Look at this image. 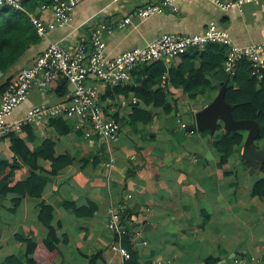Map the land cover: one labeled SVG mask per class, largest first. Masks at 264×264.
I'll use <instances>...</instances> for the list:
<instances>
[{
  "label": "crops",
  "instance_id": "1",
  "mask_svg": "<svg viewBox=\"0 0 264 264\" xmlns=\"http://www.w3.org/2000/svg\"><path fill=\"white\" fill-rule=\"evenodd\" d=\"M157 1L82 0L70 24L47 32L7 73H0V87L7 78L30 66L49 43L69 50L83 44L89 52L90 33L99 27H104L102 38L109 57L142 47L163 34H201L209 23L226 30L239 46L256 44L264 37V0L245 5L241 11L222 10L207 0H178L176 13L136 17L138 9ZM51 3L23 0L22 6L28 17L49 23ZM127 18L131 22L119 28ZM180 62L179 57L165 63L169 68ZM140 69H135L130 83L122 88L139 86ZM61 82L66 90L63 96L58 95ZM87 83L97 87L105 114L119 121V141L107 144L85 139L74 130L72 119H61L70 130L65 134L49 125H31L16 134L35 153L49 139L54 143V156H66L71 164L54 180L47 178L40 199L23 198L14 212L10 209L16 195L0 197V262L13 255L24 258L25 244L17 236L32 240L45 236L37 221L38 204L44 201L53 209L52 224L57 227L58 238L67 237L66 244H59L58 264H87L86 256L97 251L102 252L100 264H119V256L110 248L114 237L107 228L109 208L126 211L129 218L124 227L136 243L138 264H204L210 257L218 259L217 264H232L237 257L259 259L264 264V200L252 196L254 185L264 174L243 168L242 148L239 156H232L219 167L218 153L211 144L217 132L211 136L209 131L195 129L188 134L180 128V123L194 124L195 114L215 99L222 82L211 84L208 92L196 99L181 89L168 88L165 100L172 108L170 113L153 103L145 104L131 90L110 98L103 84L92 79ZM70 96L71 88L63 81H54L44 92L34 86L8 121L19 119L42 103L60 105ZM132 99L151 113L148 124L130 121L133 105L123 103ZM59 126L65 128L64 124ZM256 144L264 149V142ZM5 157L9 153L0 152V159ZM38 165L45 163L39 159ZM65 203L77 208L93 205L95 210L89 217L78 218L64 207Z\"/></svg>",
  "mask_w": 264,
  "mask_h": 264
},
{
  "label": "trees",
  "instance_id": "2",
  "mask_svg": "<svg viewBox=\"0 0 264 264\" xmlns=\"http://www.w3.org/2000/svg\"><path fill=\"white\" fill-rule=\"evenodd\" d=\"M39 41L27 13L9 8L0 9V73L2 75L15 66L26 51L31 46L37 45ZM225 53L226 49L223 46L209 45L202 52L189 50L184 53L177 67L167 68L164 61L139 66L141 80L138 81V87L130 89L118 87L111 90L105 86L106 94L113 98L114 94L127 95L131 90L145 104L153 103L161 107L165 113H170L172 108L165 100L168 88L181 89L183 94L196 99L207 93L211 84L223 83L228 78L224 99L227 104L236 105L232 110L233 119L255 121L259 126L257 142H264V70L262 79L258 80L251 76L249 64L242 62L235 75L229 78L224 69ZM18 74L15 73L7 78L0 91L14 81ZM64 85L62 82L59 84V96L66 93ZM154 87L156 89H153ZM151 117V113L140 109L138 105H133L129 114L130 121H141L143 124H148ZM63 124L65 127V123L58 119L50 121L49 126L56 128L60 134H65L70 130L67 127L61 130L59 125ZM27 129L28 127L24 128ZM244 139L243 132H226L221 124L217 126V139L212 140L211 144L218 153L219 167L227 164L232 156H239ZM3 141L0 152H8L9 157L0 159V197L4 198L8 194L16 195V198L12 199L10 209L14 212L23 198L40 199L47 178L57 176L61 169L71 164V160L66 156L55 157L54 143L49 139L43 142L42 149L36 153L32 152L15 134L9 135ZM39 159L44 161L43 167L38 165ZM242 165L248 172L264 174L263 162L244 159ZM252 196L264 200V177L254 185ZM64 207L71 209L78 218L89 217L95 210L93 205L77 208L73 203H65ZM38 210L37 221L45 229V236L37 240L17 236L16 239L25 244L24 258L9 256L0 264H58L56 259L61 255L59 244L60 242L66 244L67 237H63L62 240L58 238L57 227L52 224L53 209L50 205L40 201ZM119 214L121 225L125 226L129 217L126 211H119ZM131 238L132 235L126 228V234L121 237V244L130 255L128 264H138L136 243ZM86 258L87 264H100L102 252L97 251ZM218 262V259L210 257L204 264Z\"/></svg>",
  "mask_w": 264,
  "mask_h": 264
},
{
  "label": "built area",
  "instance_id": "3",
  "mask_svg": "<svg viewBox=\"0 0 264 264\" xmlns=\"http://www.w3.org/2000/svg\"><path fill=\"white\" fill-rule=\"evenodd\" d=\"M23 0H0V9L9 8L24 12ZM82 0H52V20L44 23L30 15L37 36L44 38L46 33L66 27L72 21L75 8ZM178 0H158L136 12V17L145 19L164 11L176 13ZM222 10L236 9L241 11L245 5L257 3L258 0H207ZM46 9V6H42ZM125 19L119 28L131 22ZM104 27L94 29L89 36L90 50L81 44L76 49L69 50L58 43H49L33 60L32 64L20 70L17 78L4 90L0 91V145L9 135L19 134L31 125H49L50 121L58 119L74 120V130L81 132L85 139L95 138L107 144L116 143L120 137V123L114 117L107 116L99 101L97 87L87 83L89 79L109 87L111 90L126 87L132 73L142 65L156 61L169 62L181 57L189 50L204 51L209 45L223 46L226 49L224 69L228 77H233L242 62L249 64L252 77L262 79L264 70V37L256 44L239 46L233 43L229 33L209 23L201 34L178 35L163 34L142 47H134L122 53L109 57L105 53V42L102 38ZM63 81L71 88L70 98L60 105L42 103L25 112L19 119L8 121L14 110L23 103L34 86L44 92L54 81ZM137 99L123 104L136 105ZM180 128L186 130L187 125L180 123ZM194 131V130H193ZM193 131H186L192 134ZM109 168L113 165L110 163ZM107 228L114 240L110 246L116 253L119 264H128L130 255L121 244V237L126 234V228L121 225L117 210L108 209ZM116 238V240H115ZM232 264H260L259 259L237 257Z\"/></svg>",
  "mask_w": 264,
  "mask_h": 264
},
{
  "label": "water",
  "instance_id": "4",
  "mask_svg": "<svg viewBox=\"0 0 264 264\" xmlns=\"http://www.w3.org/2000/svg\"><path fill=\"white\" fill-rule=\"evenodd\" d=\"M228 78L225 82L219 83V92L215 99L206 107L195 114L194 124L187 123L186 131H209L213 136L217 132V126L222 125L226 132H243L246 134L242 144V153L240 160H253L264 163V149H258L256 144L259 137V126L255 121L239 120L235 121L232 117V110L236 105L226 103L224 96L228 84ZM54 180V177H48ZM137 242H141L137 239Z\"/></svg>",
  "mask_w": 264,
  "mask_h": 264
},
{
  "label": "rangeland",
  "instance_id": "5",
  "mask_svg": "<svg viewBox=\"0 0 264 264\" xmlns=\"http://www.w3.org/2000/svg\"><path fill=\"white\" fill-rule=\"evenodd\" d=\"M182 118H184V116Z\"/></svg>",
  "mask_w": 264,
  "mask_h": 264
}]
</instances>
